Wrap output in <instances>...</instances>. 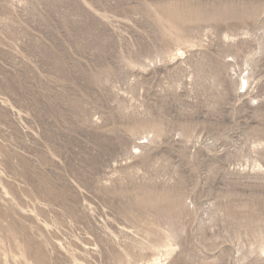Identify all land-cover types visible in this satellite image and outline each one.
Here are the masks:
<instances>
[{"label": "rangeland", "instance_id": "1", "mask_svg": "<svg viewBox=\"0 0 264 264\" xmlns=\"http://www.w3.org/2000/svg\"><path fill=\"white\" fill-rule=\"evenodd\" d=\"M0 264H264V0H0Z\"/></svg>", "mask_w": 264, "mask_h": 264}, {"label": "bare ground", "instance_id": "2", "mask_svg": "<svg viewBox=\"0 0 264 264\" xmlns=\"http://www.w3.org/2000/svg\"><path fill=\"white\" fill-rule=\"evenodd\" d=\"M246 79V78H245Z\"/></svg>", "mask_w": 264, "mask_h": 264}]
</instances>
